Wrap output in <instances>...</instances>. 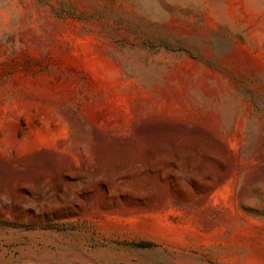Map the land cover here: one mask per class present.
Here are the masks:
<instances>
[{"label": "rangeland", "instance_id": "1", "mask_svg": "<svg viewBox=\"0 0 264 264\" xmlns=\"http://www.w3.org/2000/svg\"><path fill=\"white\" fill-rule=\"evenodd\" d=\"M0 221V264H264V0H0Z\"/></svg>", "mask_w": 264, "mask_h": 264}, {"label": "trees", "instance_id": "2", "mask_svg": "<svg viewBox=\"0 0 264 264\" xmlns=\"http://www.w3.org/2000/svg\"><path fill=\"white\" fill-rule=\"evenodd\" d=\"M3 222L4 224L11 226V227H15V228H20V227H24L25 225L22 223H16V222H8V221H0ZM153 243L150 241H138L137 245H141V246H148V245H152Z\"/></svg>", "mask_w": 264, "mask_h": 264}]
</instances>
